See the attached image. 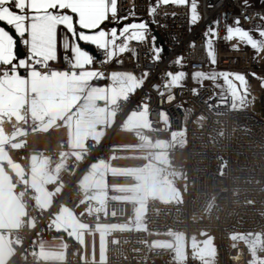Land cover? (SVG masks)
<instances>
[{
  "label": "built area",
  "instance_id": "2783aa9c",
  "mask_svg": "<svg viewBox=\"0 0 264 264\" xmlns=\"http://www.w3.org/2000/svg\"><path fill=\"white\" fill-rule=\"evenodd\" d=\"M191 2L158 5L156 0H117L119 22L109 16L105 27L143 20L149 27L146 39L129 41V50L110 61L105 59L103 50L93 48V65L103 75L111 70H130L145 76V82L135 92L106 105L118 120L129 110L145 112L150 130L185 131L184 201L149 200L142 228L110 230L102 261H82L77 242L67 241L60 264H200L193 250L187 249L184 259L180 260L174 248L155 250L148 240L151 232L194 230L213 233L215 264H250L253 258L255 264H264V117L241 105L231 91L219 93L209 85L196 86L190 82L172 87L166 75L169 71H183L189 75L212 67L243 74L242 79L246 81H251L250 73L264 77V71L258 70L250 50L233 47L224 37V24H235L236 18H239V26L247 29L264 23L261 20L264 6H245L240 0H196L200 19L192 24L189 22ZM150 6L156 8L154 15L149 13ZM121 17L127 19L120 20ZM209 27L216 29L215 36H205ZM153 31L159 35L158 45L153 41ZM207 39L213 42L215 64L207 57ZM20 43L25 58L27 49L22 41ZM154 47L164 48L159 59L153 58ZM65 55L62 54L61 65L56 68L58 73L76 69L71 61L64 60ZM177 57H182L179 65L175 63ZM47 69L40 66L33 70L43 72ZM20 73L28 74L24 69H20ZM258 94L264 108V89L258 90ZM32 130L31 121L27 119L23 133L12 138L5 147L15 153H26ZM68 151L66 143L43 150L44 156L51 159L65 156L63 166L49 185L50 190L57 186L61 189L48 209L35 203L36 195L28 185L27 175L16 181L13 191L25 214L15 228L2 230L12 250L10 264H45L36 252V242L55 230L53 218L62 206L90 231L99 226L130 222V203L82 191L78 183L80 174L90 162L108 158V142L87 136L78 158L68 155ZM233 233L256 234L255 253L243 244L228 248Z\"/></svg>",
  "mask_w": 264,
  "mask_h": 264
},
{
  "label": "crops",
  "instance_id": "0c3cea01",
  "mask_svg": "<svg viewBox=\"0 0 264 264\" xmlns=\"http://www.w3.org/2000/svg\"><path fill=\"white\" fill-rule=\"evenodd\" d=\"M124 23L109 24L106 30L113 26L120 28ZM105 24L106 21L102 26ZM77 30H80L79 26ZM59 33L71 38L63 26L59 28L58 38ZM79 43L93 55L95 46ZM62 54L71 56L70 51L65 52L58 47V59L50 62L46 71L31 70L27 75L8 78L0 83V264H10L12 257L2 230L15 228L25 214L13 191L16 181L27 175L28 185L36 195L35 203L42 209H48L61 189L57 186L50 190L49 185L63 166L65 156L51 159L44 156L43 150L56 148L61 143L69 146L68 155L78 158L84 149L85 137L108 142V158L90 162L80 174L78 183L82 191L130 203L131 219L128 224L99 226L90 231L62 206L53 218L55 230L36 242V252L45 264H60L69 240L79 245L82 261H102L110 230L142 228L149 200L164 203L184 201L185 131L150 130L145 112L129 110L118 120L106 107L135 92L145 82V76L130 70H111L105 76L93 63L58 73L56 68L61 65ZM27 119L33 127L28 136L29 149L26 153H15L5 145L23 133ZM237 234L258 238L254 233ZM242 244L252 254L258 247L257 241L253 245ZM187 249L194 251L188 246L184 252H177L174 248L180 260L184 259ZM194 257L200 264H215L216 248L211 261H203L195 252ZM255 263L253 258L250 264Z\"/></svg>",
  "mask_w": 264,
  "mask_h": 264
},
{
  "label": "snow or ice",
  "instance_id": "6c2138e0",
  "mask_svg": "<svg viewBox=\"0 0 264 264\" xmlns=\"http://www.w3.org/2000/svg\"><path fill=\"white\" fill-rule=\"evenodd\" d=\"M159 4L184 5L187 0H156ZM248 6L247 0H244ZM156 8L150 6L149 13L154 15ZM117 20V0H0V22L9 26L16 37L22 41L27 49V57L19 58L14 49L17 39L12 32L0 26V83L5 79L21 76L20 69L25 73L40 66L51 65L50 62L57 61L58 47L71 56H64V60L71 61L74 66L85 67L94 62V57L88 50L81 47L79 42L95 46L105 53V59L110 61L117 54L125 53L129 50V41L143 42L149 32L148 23L143 20H133L124 23L122 27L115 26L106 30L103 22L109 19ZM134 15V14H130ZM120 20L127 19L121 17ZM200 16L197 11L196 0H192L190 5L189 22L195 24ZM264 20V17H261ZM60 26L71 34L59 33ZM79 26V31L77 30ZM87 30V31H85ZM257 35L252 34V30H247L239 26V18L235 20V26H227L226 39L233 37L248 45L256 53L264 52V23L256 26L254 30ZM215 36L216 29L209 27L205 36ZM122 39V43L117 41ZM155 37L153 36V41ZM207 57L212 64H215L216 57L213 49V42L207 39ZM235 47V45L233 46ZM154 59H159L162 47H154ZM182 57H177L175 63L181 64ZM167 76L174 77V83L185 77L183 71L175 73L167 72ZM193 78L206 77L209 73L193 72ZM211 75H219L222 78L236 77L243 78V74L228 71H215ZM255 75V74H252Z\"/></svg>",
  "mask_w": 264,
  "mask_h": 264
},
{
  "label": "rangeland",
  "instance_id": "374dc122",
  "mask_svg": "<svg viewBox=\"0 0 264 264\" xmlns=\"http://www.w3.org/2000/svg\"><path fill=\"white\" fill-rule=\"evenodd\" d=\"M243 5L244 0H240ZM248 6H264V0H247ZM198 21L195 23L197 24ZM227 26H235L234 23L224 24V37H226V28ZM247 29V28H244ZM252 30V34L254 36L257 33L254 31L255 29H247ZM226 39V38H225ZM232 45L235 46H247L252 52L253 58L256 60V67L258 70L264 71V52L256 53L250 46L240 42L237 38L233 37L231 40L226 39ZM222 62H220V65ZM228 71L226 69H213L209 68L207 71H203L205 73H209L206 77L193 78V73L187 74L185 77L180 78L177 82L174 81V77L168 76V85L169 86H180L190 82L192 85H209L215 91L219 93H226L227 91H231L232 94H236V98L242 102L241 104L249 107V109L253 112H257L261 117H264V108L260 103V96L258 94V90L264 89V77H258L256 73H250L251 81H246L242 78L236 77H228L222 78L219 75L213 77L211 75L212 71ZM235 73V72H232ZM255 74V75H252ZM148 240L150 246L159 250L161 248H175L177 252H184L185 248L188 246L194 249L196 256L201 258L203 261H211L214 258L215 254V238L213 233L205 230H194L190 232L185 231H160L156 233H148ZM257 241V238L254 235H246V234H237L233 233L228 242V248H232L234 246L245 243L248 245H253ZM216 262V261H215Z\"/></svg>",
  "mask_w": 264,
  "mask_h": 264
},
{
  "label": "water",
  "instance_id": "95a60500",
  "mask_svg": "<svg viewBox=\"0 0 264 264\" xmlns=\"http://www.w3.org/2000/svg\"><path fill=\"white\" fill-rule=\"evenodd\" d=\"M0 26H3L5 27L7 30H9L10 32L13 33L14 35V38L17 39V44L15 46V53H17V58H22L24 57V52L22 50V47H21V43H20V40L18 37H16L15 33H14V30H12L9 26H7L6 24H3L2 22H0ZM153 36L155 37V44L158 45V43L160 42V38H159V35L156 31H153ZM89 48V46H86ZM164 49V48H163ZM93 50V49H92Z\"/></svg>",
  "mask_w": 264,
  "mask_h": 264
}]
</instances>
